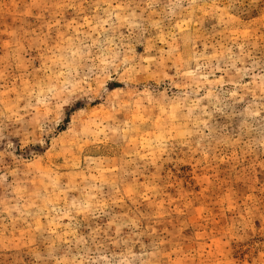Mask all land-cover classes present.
I'll use <instances>...</instances> for the list:
<instances>
[{
    "label": "rangeland",
    "instance_id": "1",
    "mask_svg": "<svg viewBox=\"0 0 264 264\" xmlns=\"http://www.w3.org/2000/svg\"><path fill=\"white\" fill-rule=\"evenodd\" d=\"M0 264H264V0H0Z\"/></svg>",
    "mask_w": 264,
    "mask_h": 264
}]
</instances>
